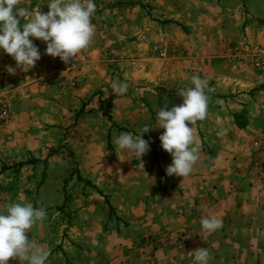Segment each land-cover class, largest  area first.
<instances>
[{
    "label": "rangeland",
    "instance_id": "rangeland-1",
    "mask_svg": "<svg viewBox=\"0 0 264 264\" xmlns=\"http://www.w3.org/2000/svg\"><path fill=\"white\" fill-rule=\"evenodd\" d=\"M235 2L244 7L237 18L242 42L264 43V22L256 23L243 0ZM47 3L22 0L19 7L47 13ZM95 3L96 31L88 48L98 52V71L96 62L81 65L78 57L61 71L55 67L59 57H52L49 64L36 62L25 72L0 51V108L5 106L10 114L0 122V211L19 201L46 211L47 218L26 236L49 251L47 264H160V259L171 257L175 264H194L192 252L206 247L209 264H264V218L257 225L242 226L237 235L227 228L204 232L191 209L190 192L179 189L187 179L166 174L172 157L161 147L164 130L156 127L161 109L182 104L179 95L192 87L191 74L198 67L194 75L207 81L208 116L192 125L199 149L192 172L204 176L218 159L222 123L240 124V117H234L239 113L230 109L246 107V99L257 104L256 88L264 91V76L240 69V59L233 57L230 62L200 65L201 59L188 49L193 21L176 0ZM171 3L174 11L169 10ZM141 20L149 24L143 39L128 28ZM141 40L148 42L143 57L133 49ZM125 41L128 49L123 48ZM33 43L40 54L45 52L46 44ZM8 67L15 72L10 74ZM142 70L148 72V87L140 84ZM81 73L91 80L81 81ZM219 77L223 81L216 80ZM113 81L129 84L124 96L111 92ZM223 85L234 93H226ZM114 99L126 102L122 109L112 105ZM144 126H150L141 133L149 151L141 158L125 157L116 138L123 132L139 135ZM160 253L170 258H157ZM8 264L26 262L10 258Z\"/></svg>",
    "mask_w": 264,
    "mask_h": 264
},
{
    "label": "clouds",
    "instance_id": "clouds-1",
    "mask_svg": "<svg viewBox=\"0 0 264 264\" xmlns=\"http://www.w3.org/2000/svg\"><path fill=\"white\" fill-rule=\"evenodd\" d=\"M22 0H0V51L16 62V67L27 72L41 58L38 47L33 43L40 40L46 44L45 54L68 64L86 50L93 42L95 25L92 18L96 11L95 0H49L47 13L38 8L34 12L19 7ZM26 18L21 24V19ZM30 37L32 39H30ZM11 74L15 68L8 67ZM192 87L182 90L180 105L163 108L157 113L159 136L162 149L172 157L166 174L189 177L199 160V149L192 127L208 116L207 81L198 75L191 78ZM111 92L124 96L129 88L127 82H111ZM190 125V126H189ZM150 131L144 126L139 135L121 133L115 140L116 147L125 156L141 158L149 151V142L141 133ZM226 134V130L222 131ZM47 218L43 208H36L27 201L12 202L0 211V264H8L10 258L26 264H47L49 251L26 233ZM201 228L208 234L223 227L222 219L213 213H206L200 219ZM194 264H209L211 253L208 248L192 252Z\"/></svg>",
    "mask_w": 264,
    "mask_h": 264
},
{
    "label": "crops",
    "instance_id": "crops-1",
    "mask_svg": "<svg viewBox=\"0 0 264 264\" xmlns=\"http://www.w3.org/2000/svg\"><path fill=\"white\" fill-rule=\"evenodd\" d=\"M176 1L177 7L184 4L183 8L186 9L189 18L193 21V40L189 43L188 49H191L189 50L190 52H194L193 56L195 59H201L199 64L211 66L218 62H230L233 57L232 48L238 47L243 43L240 30L238 31L239 24L237 23V18L241 16L239 15L241 14V9L243 10L244 8L243 4L240 2L239 8V4L237 5L235 2L236 0H210L211 2L208 5L203 4L200 0H191L188 3L186 0ZM243 1L250 16L257 20L256 23L263 24L261 22H264V0ZM174 9L176 7L172 4L169 10L174 11ZM204 9L208 10L205 13L206 16L202 12ZM148 27L149 24L142 22V20L139 25L135 23L132 26L131 23L128 26L132 33L133 29H135L142 39L148 34L145 31ZM122 44L124 49H128L129 46L126 41ZM133 49L140 52V57L145 56V54H148L147 40H141L140 45L133 47ZM91 50H94V48L83 50L76 58L78 57V64L80 63L81 65L92 62L91 66H95L96 62V66L93 68L98 71V60H95L98 52ZM90 58L93 60L90 61ZM51 59L52 57L44 52L37 63L44 62L47 65L48 62L52 61ZM143 60V58L140 59L141 62ZM242 68L246 67L240 63V69ZM196 69L198 67L195 68L194 72L191 71L193 72L191 75L198 71ZM82 71L87 73L88 69L83 67ZM85 75L81 73L79 79L84 82L91 80L89 76L86 77L87 75ZM139 76L140 84L148 87V72L142 70ZM210 77L213 76L211 75ZM220 79L223 81V77H219L216 80L219 81ZM83 87L84 85H82ZM223 87H225L226 93H229L230 90L232 93L235 91L234 88H228L229 86L227 85H223ZM256 89L258 93L257 104H249V100L247 101L246 99L244 101L247 103L246 107L236 105L232 108L233 110L230 109L232 114L242 113L240 125L232 120L226 121V124L222 123L221 128L223 131L226 130V134L221 135L219 142H216V144L221 145V150L217 154L218 159L213 162L212 172H206L204 176H197L195 172H192L189 177L185 178L187 179L185 186L180 185L179 187V189H185L186 192H190L193 200L190 206L191 209L196 210L195 219L200 220L206 213L216 214L223 221L222 228H227L226 231L233 233V235L239 234L242 226L257 225L260 223L261 218H264V167L258 170L252 167L254 159V154L251 150L252 141L264 132V116L260 111L264 107V91H260V88ZM261 89L264 90V88ZM251 93H255V90ZM122 103L125 104L126 102L114 99L112 105H119V108H121L123 107ZM255 112L258 113L256 115L258 119L255 116ZM216 165H218L217 170L214 169ZM174 203L175 208L178 203ZM197 222L199 223V221ZM156 257L170 258L169 254L162 253ZM159 263L175 264V261L171 257L167 260L160 259Z\"/></svg>",
    "mask_w": 264,
    "mask_h": 264
},
{
    "label": "built area",
    "instance_id": "built-area-1",
    "mask_svg": "<svg viewBox=\"0 0 264 264\" xmlns=\"http://www.w3.org/2000/svg\"><path fill=\"white\" fill-rule=\"evenodd\" d=\"M233 58L240 59V63L247 69L257 75L264 76V43H242L238 47L231 50ZM55 67L58 70L65 71L69 68V63L65 64L61 60H57ZM264 116V107L260 110ZM9 111L5 106L0 108V122H6L9 119ZM251 150L254 154L252 167L255 170L264 167V132L256 137L251 144Z\"/></svg>",
    "mask_w": 264,
    "mask_h": 264
},
{
    "label": "trees",
    "instance_id": "trees-1",
    "mask_svg": "<svg viewBox=\"0 0 264 264\" xmlns=\"http://www.w3.org/2000/svg\"><path fill=\"white\" fill-rule=\"evenodd\" d=\"M118 7H122L121 5L120 6H118ZM240 114V115H239ZM238 115H235L234 117L235 118H238V117H240L241 118V115H242V113H239ZM241 120V119H240ZM236 122V121H235ZM238 123V122H237ZM240 125V124H239Z\"/></svg>",
    "mask_w": 264,
    "mask_h": 264
}]
</instances>
